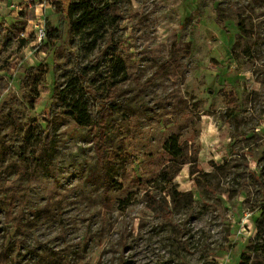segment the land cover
<instances>
[{
    "label": "rangeland",
    "instance_id": "374dc122",
    "mask_svg": "<svg viewBox=\"0 0 264 264\" xmlns=\"http://www.w3.org/2000/svg\"><path fill=\"white\" fill-rule=\"evenodd\" d=\"M79 22L85 62L122 42L133 73L102 125L66 109ZM242 261L264 264V0H0V264Z\"/></svg>",
    "mask_w": 264,
    "mask_h": 264
},
{
    "label": "trees",
    "instance_id": "16d2710c",
    "mask_svg": "<svg viewBox=\"0 0 264 264\" xmlns=\"http://www.w3.org/2000/svg\"><path fill=\"white\" fill-rule=\"evenodd\" d=\"M90 3L97 7L98 0H90ZM217 20L221 21L219 18ZM84 29L83 22L73 23L70 27L72 40L69 54L75 65L76 75L69 86L74 91L78 92L79 90L80 94L74 102L66 103V109L67 113L75 116L80 124L102 125L120 105L116 92L118 83L127 77H133V73H129L126 61L121 55V52L124 51L122 42L112 41L98 51L91 60L85 62L83 55V50L86 47ZM49 33H53V37L58 41L62 39V34L55 28L50 29ZM21 40L23 41V39ZM163 70V68L159 69L156 75ZM103 139L104 133L103 127H101L96 140L101 145ZM101 149L102 147L98 153V160L100 166H104V156ZM107 198L109 201L110 197ZM242 263L243 261L240 262V264Z\"/></svg>",
    "mask_w": 264,
    "mask_h": 264
},
{
    "label": "built area",
    "instance_id": "2783aa9c",
    "mask_svg": "<svg viewBox=\"0 0 264 264\" xmlns=\"http://www.w3.org/2000/svg\"><path fill=\"white\" fill-rule=\"evenodd\" d=\"M37 34L39 41L45 39V37L47 36L45 28H41Z\"/></svg>",
    "mask_w": 264,
    "mask_h": 264
}]
</instances>
